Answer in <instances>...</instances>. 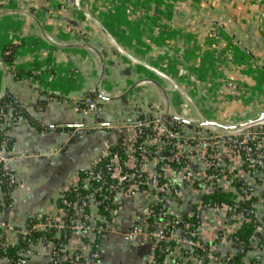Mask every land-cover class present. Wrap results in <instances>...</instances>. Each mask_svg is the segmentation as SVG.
<instances>
[{
    "label": "crops",
    "instance_id": "1",
    "mask_svg": "<svg viewBox=\"0 0 264 264\" xmlns=\"http://www.w3.org/2000/svg\"><path fill=\"white\" fill-rule=\"evenodd\" d=\"M81 3L102 27L85 17L73 0H0V57L7 45H16L18 54L14 55V63L17 72L22 69L19 76L24 74L21 81L8 70L4 79L0 62V95L5 85L2 99L9 93L26 111L25 116L0 119V133L7 138L4 145L11 155L9 164L18 183L9 195L12 206L0 183V221L15 228H26L30 218L43 213L66 218L59 206L62 191L77 183L80 171L92 166L108 146L121 139L125 143L130 129L122 122L139 119L140 115L146 118L166 114L167 99L158 83L166 87L167 82L125 56L111 37L139 60L157 66L167 61V72L183 87L193 84L192 77L199 82L218 79L249 85L250 90L238 101H217L218 104L214 99L215 87L206 92L194 88L190 91L198 109L220 122H234L243 110L249 111L248 117L264 112L263 84L257 82L264 76H259V69L251 68L252 64H258L253 55L264 64V22L260 19L264 4L256 0H81ZM215 24L220 25L217 39L210 36ZM213 51H219L223 58L217 61ZM103 65L99 89L105 98L101 99L95 89ZM34 66H42L45 71L35 75L24 71ZM92 94L98 98L99 118L120 122L119 126L93 127L91 124L97 117L78 110L76 104L81 103L80 99ZM168 97L174 112L184 117L196 114L180 93L171 91ZM211 99L218 106L215 112L204 105H209ZM195 126L202 127L186 123L183 129L196 132ZM200 130L205 131L203 127ZM225 146L222 142L214 146L215 156L226 169L224 174L207 176L205 146H198L188 164L195 178L168 169V184L163 189L117 194L111 220H105L99 200L89 195L86 212L89 221L93 224L103 221L113 229L102 236L88 230H71L65 241L66 254L84 252L82 264H151L152 241L143 235L129 236L127 230L132 226L150 227L147 209L151 202L162 201L177 215L193 213L204 193L215 184L236 193L237 200L241 198L240 182L250 185L262 230L264 170L250 167L242 156L238 158ZM200 214V235L211 243V248L222 254H235L243 249V243L235 244L230 234L244 219L241 213L232 212L230 205L224 204L206 207ZM82 216V211H75L77 219ZM152 226L157 227V223L153 221ZM174 232L181 235L179 227ZM18 236L15 230L5 231L9 243L17 242ZM98 237L102 251L100 257L93 258L90 254ZM50 240L42 238L21 249V253L26 247L31 249L22 264H53ZM259 240L260 237H253L250 248L242 255L243 264L253 261L264 264V240L260 244ZM176 241L166 257L167 264H178L177 258L183 264H202L187 243ZM208 264L220 263L212 258Z\"/></svg>",
    "mask_w": 264,
    "mask_h": 264
},
{
    "label": "built area",
    "instance_id": "2",
    "mask_svg": "<svg viewBox=\"0 0 264 264\" xmlns=\"http://www.w3.org/2000/svg\"><path fill=\"white\" fill-rule=\"evenodd\" d=\"M260 4H264V0H256ZM76 8L85 16L90 19L94 24L102 27L101 22L89 11H86L81 3V0H73ZM130 9H128L129 11ZM165 16V14H164ZM261 22H264V13L261 14ZM219 26L215 24L213 26L212 31L210 32V36L212 38L217 39L219 36ZM112 43L124 53L125 56L135 61L136 63L146 67L151 74H153L159 80H164L167 82V86L165 87L167 92H178L181 94L184 102L188 103L189 106H192L195 109L196 114H193L190 117H184L176 112L174 114L186 118L193 121H207V120H217L214 119L211 115L207 114L204 111H200L198 109V105H196L193 96L191 95V90L199 89V91L206 92L211 90L212 87H215V100L217 101H225L233 102L238 101L249 89V85L243 86L239 85L234 81H218V79H212L205 82H199L198 78L192 77L193 84L183 87L181 83L173 77L171 74L167 72L168 62L164 61L160 66L152 64L150 62L144 61L142 59H137L133 57L128 51L123 49L118 40L111 37ZM5 54H18V50L8 49ZM213 56L217 61H220L223 58V55L219 51H213ZM3 59V56L1 57ZM262 62V61H261ZM6 63V62H5ZM7 65V64H6ZM11 68L12 73L17 74V66L15 63L12 64L11 67L7 65V69ZM26 67L25 70H28ZM45 71L44 67L38 66L35 70V74H39ZM24 74H20L21 81L24 80ZM150 79V77H147ZM153 80H155L153 78ZM157 80V79H156ZM101 93V90H100ZM102 94V93H101ZM245 95V94H244ZM98 98L93 97L92 95H85L80 99L81 103H77L76 106L78 110L83 112L94 114L97 119L93 121L91 124L96 128H110L114 126H119L121 123H110L113 121H108L106 119L99 118V104L97 102ZM214 99L209 102V108L212 111H216L217 104L214 102ZM84 100V101H83ZM197 106V107H196ZM248 112L243 110V112L237 115V118L231 124H236L237 127L232 130L220 129L217 126L209 125L202 126L205 131L198 130L196 132H187L183 129V126L180 125L181 122L178 119L173 118L167 114H157L153 117H146L144 119H128L125 122H122L124 126H127L130 129L129 135L125 141L127 159L125 160V165L131 169H125L123 171V166L121 164V160L118 157L117 153H111L108 148L103 152L102 155L109 156V160L106 163L105 167L98 168L92 164L88 168V176L86 177V185H90V181L93 179H99L101 184L96 188V190L102 189L104 186H109L110 190H115L114 197L116 198L117 194H132L137 191L138 186L140 184H146L148 186L147 189L151 190H159L163 189L168 181L165 183H160L161 178L167 177V170L173 169L169 162H165L164 160H176L181 162V159L185 160V165L183 169L177 170V172L181 173L184 177L192 178L193 175L191 171L188 169L189 158L193 154V151L198 146H205V152L203 155L204 161L206 162L207 167H214V169H218L220 174H224L226 169L221 166V162L217 156H215V148L214 146L218 142L225 143V150H230L234 153L235 156H242L243 159L247 162V164L252 168H260L264 170V119H260L257 121H252L250 123L240 125L243 121L250 119L252 117H248ZM20 112L15 111V107H8L7 109H0V119H7L16 116H19ZM240 118V119H239ZM175 120H178L176 122ZM186 124V123H185ZM0 168L3 171V176L0 177V183H5L9 188L10 194L13 191V188L17 186V180L13 175V171L10 167V158L11 155L7 152L6 146L4 142L6 139L0 140ZM163 141V144L160 143ZM212 146L210 149L208 146ZM140 148L137 153V149ZM165 150L169 151V155L164 153ZM220 156V155H219ZM99 160V158L97 159ZM95 167V168H94ZM175 170V169H174ZM176 171V170H175ZM108 173L111 177L115 178V182H109L107 179ZM217 174V173H216ZM215 173H210L207 176H216ZM219 175V174H217ZM195 178V177H193ZM146 190V189H145ZM209 191L212 188L208 189ZM252 188L248 186L244 188V195L249 197ZM88 196V195H87ZM9 206H12L13 201H9ZM64 203L66 205L73 207L75 211H82L83 216L80 219L76 217H68L67 208H62V212L66 214L65 220L67 218L69 221L63 220L62 216L58 217H47L44 219H40L32 227H40L44 229L55 230L54 234H58L62 228L69 226L72 230H88L96 232L98 236H102L106 234L108 231L112 230L113 227L104 226L102 224H93L89 221L88 215L84 212V207L88 205L87 197L81 196L78 194L77 199L74 201H68L64 199ZM161 203V204H156ZM224 205V204H223ZM222 205V206H223ZM209 207V205L203 206V209ZM202 210V208H201ZM147 213L149 216H153L154 222L157 223V227L149 228V227H141V226H132L127 230L126 234L129 236L143 235L149 240L159 241V240H169V239H178L187 243L191 249L194 247H199L204 249L205 245L201 239H197L194 237H186L176 235L174 232L175 227H177V223H180L182 220L179 215L175 212L169 210V208L162 201L151 202L148 205ZM169 215L176 216L172 220L168 218ZM171 221V222H170ZM169 223H172L174 229L169 228ZM0 225L7 230H15L18 233L24 235V238L28 234H31V228L18 229L13 225L0 221ZM202 229V225L199 226L196 230L192 232V234L199 233ZM52 244V263L53 264H82L84 252L76 251L71 256H68L65 252L66 250V242L65 241H55L50 240ZM27 248V247H26ZM20 252L21 256L17 259V261L12 262L11 259L7 256L1 258L0 264H22L25 260L24 255L31 252L30 248H27ZM90 256L98 257L100 256V244L99 242L95 243V248L92 250ZM151 263L156 264L157 259L153 255L151 257ZM180 264V263H178Z\"/></svg>",
    "mask_w": 264,
    "mask_h": 264
},
{
    "label": "trees",
    "instance_id": "3",
    "mask_svg": "<svg viewBox=\"0 0 264 264\" xmlns=\"http://www.w3.org/2000/svg\"><path fill=\"white\" fill-rule=\"evenodd\" d=\"M11 48L15 49L16 45L14 44L7 45L6 48H4L3 54H2L3 60L6 62V64L9 67H11L12 64L14 63V55L5 54V52ZM37 68L36 66H34V67H31L30 70L24 69V71H26L29 75H35V70ZM251 68L255 70L259 69V72H257V73H260L259 76L260 77L264 76V70L262 67H260V65L254 63V65L253 64L251 65ZM9 70L11 71V68H9ZM21 70L22 69H20L19 72ZM19 72H17L16 76L20 78ZM255 75L256 77H258L257 74ZM257 82L259 83V85L263 84V86L261 85V87L264 88V83H263L264 79L259 78ZM92 96L97 98L94 94H92ZM2 107L5 109H7L8 107H15V111H19L20 115L25 116L26 114L24 106H22L20 102L12 98L9 95V93H6L4 95V98L0 101V109ZM144 118L145 117L143 115L142 116L140 115L139 119H144ZM175 121L178 122V120H175ZM178 123H180V125L182 126L185 124L182 121ZM195 128H196V131L202 129V127H198V126H195ZM3 139L7 140L6 136L0 133V140H3ZM137 150H138L137 153L140 154L139 152L140 148H138ZM109 151L111 153L118 154V157L121 160V164L123 166L122 168L123 171L125 169H129L125 165V160L127 159V152H126V145L123 139L118 141V143L112 144L111 146H109ZM164 153L166 155L170 154L168 150H165ZM108 160H109L108 155L104 156L101 154L99 156V160H97L94 163V166L96 167V169L100 167L104 168ZM181 160H182L181 162H178L176 160H164V161L169 162L171 166L173 167V169L177 171L179 169H183L185 165V160L184 159H181ZM87 171H88V168L82 169L80 171V179L78 180V182L69 185L66 189L62 191V194L59 198V206H61V208H67L68 217L69 216L75 217V209L73 207L66 205V203H64V199H67L68 201H74L75 199H77L78 194H80L81 196L87 197V199L89 198V195H92L95 198H97V200H99V205H98L99 210L102 213V215L105 217V220H111L114 210L116 208V204L114 201L115 190H110L109 186H104L102 189L96 190V188L101 184L99 179L91 180L90 185L87 186L86 180H85L86 177L88 176ZM207 172L209 174L210 173L218 174L219 170L214 169V167L211 166L208 168ZM2 176H3V171L0 168V177ZM107 179L109 180V182H115V178L111 177L109 173L107 175ZM166 181H167V177L164 176L161 178L160 183H165ZM1 184L5 187L6 195L8 196L7 199H9L10 201L11 197H9V195L11 194H10L9 188L6 186L5 183H1ZM248 186L250 185H248L247 183H244L243 181L240 182L239 194L241 195V198L237 200L236 193L234 194L231 191L222 190L221 186H219L218 184H215L212 190L204 193L202 202H200L198 210H195L193 213L179 214L182 221L180 223H177L176 226L179 227L181 230L180 236L194 237L197 239H201L205 245L204 249L199 248V247H194L193 249L190 250V252L193 255L201 259L202 264H208L210 259L212 258L217 263H220V264H243L242 255L245 254L246 251L250 248L248 245L253 239V237L254 236L260 237L259 244L262 243V241L264 240V234H263L264 228L260 230L258 219L255 214L256 197L252 194V190L249 191L250 193L249 197L244 195V188ZM147 188L148 186L146 184H140L137 190H145ZM156 204H161V203H156ZM223 204L230 205L232 212L241 213L244 216V219L242 220L238 229L230 233L231 236L233 237L235 244L243 243V249L241 251H238L235 254H229V253L222 254L217 249L211 248V243L209 241L203 240L199 233L192 234L194 230H196L199 226L202 225L200 210L201 208L203 209V206L209 205V206L220 207ZM87 211H88V205L84 207V212L86 213ZM47 217L52 218V216L45 214V213L39 216H34L30 218L28 220L26 228L29 227L32 229L31 234H28L26 238H24V235L22 234V232L19 233L18 240L15 243H9L7 241V238L5 237L6 230L4 229V227L0 225V257L4 255V256L9 257L12 262H15L21 256L20 254L21 249H23L29 243L37 242L42 238L52 239L58 242L68 241L69 236H70V231L72 230V228L69 226L62 228L59 232L60 233L59 235L54 234L55 230L53 228L48 230V229H44L40 227H32L33 224H35L41 218L44 219ZM174 217L176 216H173V215L168 216V218H170L171 220ZM149 218H150V224H151L149 228H153L152 226V222L154 221L153 216H149ZM65 221H69V219L67 218V220ZM98 224H102L105 227L107 226L106 222H103V221H98ZM169 228H170V232H171V229L172 230L174 229V226L172 225V223H169ZM18 229L21 230L25 228L18 227ZM99 239L100 238L98 237L96 242H98ZM153 244H154V256L157 259L156 264H167L166 257L173 250L174 246L177 244L176 239L154 241ZM94 248L95 246L93 247V249ZM101 251H102V248L100 246V254H101ZM177 261H178L177 263L183 264V261L181 258H177ZM252 264H255V262L253 261Z\"/></svg>",
    "mask_w": 264,
    "mask_h": 264
},
{
    "label": "water",
    "instance_id": "4",
    "mask_svg": "<svg viewBox=\"0 0 264 264\" xmlns=\"http://www.w3.org/2000/svg\"><path fill=\"white\" fill-rule=\"evenodd\" d=\"M33 17L35 18V16L33 15ZM37 20V19H36ZM43 33H44V30H43ZM45 36L48 38V36L45 34ZM50 41H52V39H50V37L48 38ZM255 61L262 67L264 68V64H262L261 60H259L258 58H256L254 55H253ZM0 62L2 64V67H3V71H4V79L7 78V74H8V69H7V65L5 63V61L0 57ZM103 73H104V65H103V72H102V75H101V78H100V81L98 82V85L95 89L96 93L98 94V96L103 99L105 98L101 93H100V89H99V86L101 84V81H102V78H103ZM144 80H147V79H144ZM157 82V81H156ZM158 83V82H157ZM158 85L160 86V88L162 89V91L164 92L165 96H166V99H167V109H166V114L167 115H170L172 116L173 118L175 119H178L184 123H187V124H193V125H200V126H209V125H214V126H217L219 127L220 129H226V130H232V129H235L237 127L236 124H231V123H223V122H220V121H217V120H207V121H193V120H189V119H186V118H182L176 114H174L172 108H171V105H170V100H169V97H168V92L166 90L165 87H163L160 83H158ZM5 92V85L3 87V91H2V94L0 95V100L2 99V96ZM84 101V100H83ZM260 119H264V112H262L260 115L258 116H255V117H252L250 119H246L245 121H243L240 125H244V124H247V123H250L252 121H257V120H260ZM110 123H120V122H110ZM210 127V126H209Z\"/></svg>",
    "mask_w": 264,
    "mask_h": 264
},
{
    "label": "rangeland",
    "instance_id": "5",
    "mask_svg": "<svg viewBox=\"0 0 264 264\" xmlns=\"http://www.w3.org/2000/svg\"><path fill=\"white\" fill-rule=\"evenodd\" d=\"M152 1H155V0H152ZM263 89V91H264V88H262ZM251 93V92H250Z\"/></svg>",
    "mask_w": 264,
    "mask_h": 264
}]
</instances>
